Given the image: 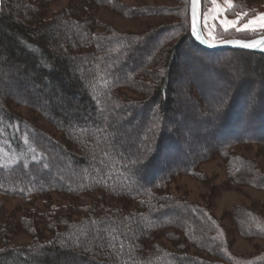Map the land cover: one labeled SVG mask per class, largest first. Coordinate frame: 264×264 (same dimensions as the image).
<instances>
[{
  "label": "trees",
  "instance_id": "obj_1",
  "mask_svg": "<svg viewBox=\"0 0 264 264\" xmlns=\"http://www.w3.org/2000/svg\"><path fill=\"white\" fill-rule=\"evenodd\" d=\"M60 1L1 0L0 197L44 211L18 220L32 243L0 249V264H264L263 250L232 251L233 234L264 241V205L236 206L229 232L208 198L170 192L216 160L231 189L264 191L242 154L264 156V54L202 49L182 8L161 12L172 21L163 27L125 33L95 13H157L125 4L138 0H70L52 12ZM46 92L64 99L51 105Z\"/></svg>",
  "mask_w": 264,
  "mask_h": 264
},
{
  "label": "rangeland",
  "instance_id": "obj_2",
  "mask_svg": "<svg viewBox=\"0 0 264 264\" xmlns=\"http://www.w3.org/2000/svg\"><path fill=\"white\" fill-rule=\"evenodd\" d=\"M69 1L62 0L55 3L51 7V11L60 12L66 9ZM125 4L131 7H150L154 9L152 13L156 12L157 15L146 16L141 14L137 8L135 10L126 9L128 12L124 9L114 11L109 8H101L95 13V16L104 27L112 28L118 32L140 33L147 29L163 27L168 22L172 23L171 20L164 17L166 13H161L168 8L178 10L182 8V12H187L189 15L187 0H138L127 1ZM261 14H264V0H230V3L226 0H215V3L213 0H202L200 4L203 33L206 39L212 43H221L231 39L253 40L264 36V28L261 27L264 20L260 19ZM233 21L236 23L232 24ZM244 25H248V27L245 28ZM55 30L58 31L59 29L55 28ZM179 88L186 89L188 85H180ZM46 93L52 99L51 105L61 103L64 99L59 92ZM40 103L43 107L50 105L46 100H42ZM72 103L77 104L75 100ZM12 109L16 114L34 122L57 139L62 137L61 133L29 108L13 106ZM242 154L255 160L260 171L264 174V156H257L254 149L250 152L243 151ZM200 172L201 178L190 176L178 178L171 184L170 192L172 195L184 198L193 204H203L208 198L214 216L223 221L224 227L229 232L234 231V224L226 215L236 206L250 207L253 203L264 205V191L250 187L235 190L228 186V177L222 161L216 160L206 163L201 166ZM56 202L61 203V198H57ZM43 206L41 201L28 203L14 198L0 197V249L30 245L32 237L25 231H18L17 222L30 213L44 211ZM166 245L170 247L168 243ZM262 250L264 251V241L245 240L233 234L232 251L235 256L247 259L257 255L258 251L261 252ZM191 252L194 253V250Z\"/></svg>",
  "mask_w": 264,
  "mask_h": 264
},
{
  "label": "water",
  "instance_id": "obj_3",
  "mask_svg": "<svg viewBox=\"0 0 264 264\" xmlns=\"http://www.w3.org/2000/svg\"><path fill=\"white\" fill-rule=\"evenodd\" d=\"M202 0H190L189 5V17H190V29L191 35L195 43L202 49L209 52H221L227 50H238L250 53H262L264 54V44L259 42L264 41V36L253 39V40H242V39H231L221 43H212L206 39L202 29V18L200 15V4ZM195 25L196 32H193V26ZM199 37V38H197ZM239 42V43H237ZM255 43V47H245V44Z\"/></svg>",
  "mask_w": 264,
  "mask_h": 264
},
{
  "label": "snow or ice",
  "instance_id": "obj_4",
  "mask_svg": "<svg viewBox=\"0 0 264 264\" xmlns=\"http://www.w3.org/2000/svg\"><path fill=\"white\" fill-rule=\"evenodd\" d=\"M226 2L230 3V0H226ZM193 3L195 4V3H196V0H193ZM213 3H215V0H213ZM242 15H244V14H242ZM260 19H261V20H264V14H261ZM231 23H232V24H235L236 21H233V22H231ZM244 27L247 28L248 25H244ZM261 27L264 28V24H261ZM193 32H194V33L196 32L195 25L193 26ZM197 38H199V37H197ZM237 43H239V42H237ZM259 43L264 44V41H261V42H259ZM244 46H245V47H255L256 45H255V43H252V44H245ZM262 50H264V49H262Z\"/></svg>",
  "mask_w": 264,
  "mask_h": 264
}]
</instances>
